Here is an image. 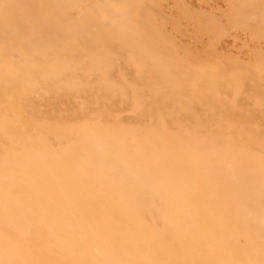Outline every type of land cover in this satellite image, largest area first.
Returning a JSON list of instances; mask_svg holds the SVG:
<instances>
[{"label":"bare ground","instance_id":"bare-ground-1","mask_svg":"<svg viewBox=\"0 0 264 264\" xmlns=\"http://www.w3.org/2000/svg\"><path fill=\"white\" fill-rule=\"evenodd\" d=\"M144 6L0 0V264H264V132L190 114L220 91L132 42Z\"/></svg>","mask_w":264,"mask_h":264},{"label":"rangeland","instance_id":"rangeland-1","mask_svg":"<svg viewBox=\"0 0 264 264\" xmlns=\"http://www.w3.org/2000/svg\"><path fill=\"white\" fill-rule=\"evenodd\" d=\"M143 1L142 10H133L136 14L131 27L137 25L132 42L143 44V48L148 45L143 52L151 50L177 81L184 79L188 84L196 81L202 91L214 85L221 93L216 96L221 105L215 100L214 106L206 103L203 107L201 101L211 98L205 94L204 99L194 98L190 114H203L202 118H207L213 113L210 106L216 109L221 106V110L215 109L214 116L241 123L248 130L259 128L260 124L264 132V0ZM142 92L144 95L139 98L143 100H161L164 96L161 93L150 96L148 89ZM197 100L200 102L196 103Z\"/></svg>","mask_w":264,"mask_h":264}]
</instances>
